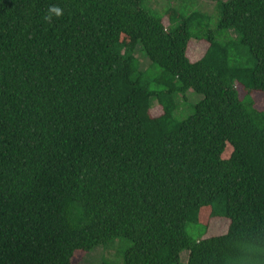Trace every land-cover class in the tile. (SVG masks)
Returning <instances> with one entry per match:
<instances>
[{"label":"trees","instance_id":"trees-1","mask_svg":"<svg viewBox=\"0 0 264 264\" xmlns=\"http://www.w3.org/2000/svg\"><path fill=\"white\" fill-rule=\"evenodd\" d=\"M143 2L0 0V264L119 238L123 264H231L264 241V0L219 4L229 33L196 61L194 15L171 29Z\"/></svg>","mask_w":264,"mask_h":264},{"label":"rangeland","instance_id":"rangeland-1","mask_svg":"<svg viewBox=\"0 0 264 264\" xmlns=\"http://www.w3.org/2000/svg\"><path fill=\"white\" fill-rule=\"evenodd\" d=\"M227 1L228 0H144L142 7L151 15L162 18L164 25L171 27V29L181 25L185 20H188L190 16L194 15L193 19H191V22L188 24L189 32L192 35L191 43L194 45L189 58L191 61H196L203 56L205 50H207V47L209 46V44L205 41L208 38L206 37V32H214V36L218 42H222V37L229 33L225 32L221 35V33L217 31L218 22L221 16L219 4ZM195 37H200L203 41H198ZM232 38H234L233 34ZM232 40H234L233 42L236 41L235 39ZM199 43H203L200 46L205 47H197L196 45ZM136 60L139 63L141 70L146 68L142 79L149 85V91H159L160 88L155 85L153 81L159 76L161 70L155 65H149L148 59L142 53L137 55ZM239 61L241 64L244 63L246 66L250 65V63H248V55L239 59ZM201 100L202 96L189 91L184 100L180 99L184 110L177 120L182 121L192 115L194 112L193 106ZM216 231L217 229L212 227L204 230L201 226L191 224L186 227V233L193 240L204 239L212 235H216L214 234ZM130 245L131 244L128 240L119 238L104 247L97 248L88 255H77L74 259V263L123 264L124 253ZM187 255V253H183L181 255V262L183 264L187 262Z\"/></svg>","mask_w":264,"mask_h":264},{"label":"clouds","instance_id":"clouds-1","mask_svg":"<svg viewBox=\"0 0 264 264\" xmlns=\"http://www.w3.org/2000/svg\"><path fill=\"white\" fill-rule=\"evenodd\" d=\"M51 11L55 12L57 16L61 14V10L58 8H53ZM231 264H264V241L251 242L245 245L241 255Z\"/></svg>","mask_w":264,"mask_h":264}]
</instances>
